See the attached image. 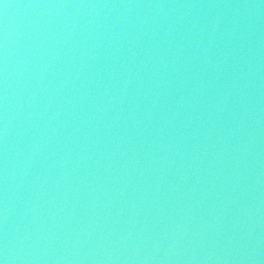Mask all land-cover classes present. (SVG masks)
Instances as JSON below:
<instances>
[{"label": "water", "instance_id": "1", "mask_svg": "<svg viewBox=\"0 0 264 264\" xmlns=\"http://www.w3.org/2000/svg\"><path fill=\"white\" fill-rule=\"evenodd\" d=\"M0 264H264V0H0Z\"/></svg>", "mask_w": 264, "mask_h": 264}]
</instances>
